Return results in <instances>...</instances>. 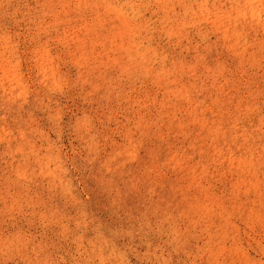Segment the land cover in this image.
Returning a JSON list of instances; mask_svg holds the SVG:
<instances>
[{"label": "rangeland", "instance_id": "obj_1", "mask_svg": "<svg viewBox=\"0 0 264 264\" xmlns=\"http://www.w3.org/2000/svg\"><path fill=\"white\" fill-rule=\"evenodd\" d=\"M0 264H264V0H0Z\"/></svg>", "mask_w": 264, "mask_h": 264}]
</instances>
